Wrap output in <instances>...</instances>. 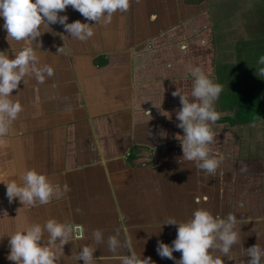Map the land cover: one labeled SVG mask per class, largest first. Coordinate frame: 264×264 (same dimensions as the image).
Wrapping results in <instances>:
<instances>
[{
	"label": "crops",
	"instance_id": "obj_1",
	"mask_svg": "<svg viewBox=\"0 0 264 264\" xmlns=\"http://www.w3.org/2000/svg\"><path fill=\"white\" fill-rule=\"evenodd\" d=\"M203 2L131 0L110 24L93 25L87 41L71 38L59 23L38 38L40 63L53 67L54 75L42 84L26 76L12 93L23 111L0 137V264H14L7 259L8 235L52 218L85 226V240L64 246L62 264H83L74 257L84 244L97 248L95 264H120L109 237L119 241V253L127 254L130 245L153 264H175L156 251L158 241L171 245L177 235L178 225L164 222L186 221L198 207L241 221L242 245L225 264H247L242 247L264 248V119L221 120L235 109H223L220 97L239 82L225 76L234 52ZM60 14L68 23L88 22L71 6ZM3 23L0 17V51L11 57L23 42L8 41ZM194 66L227 85L214 104L221 119L212 125L213 147L223 157L214 177L182 157L181 104L172 92L187 95ZM29 169L53 183L49 204L9 202L5 183L22 184ZM65 184L70 191H63ZM95 230L103 243L92 241ZM173 256L179 260L181 253Z\"/></svg>",
	"mask_w": 264,
	"mask_h": 264
},
{
	"label": "clouds",
	"instance_id": "obj_2",
	"mask_svg": "<svg viewBox=\"0 0 264 264\" xmlns=\"http://www.w3.org/2000/svg\"><path fill=\"white\" fill-rule=\"evenodd\" d=\"M130 5L131 0H0V17L4 20L7 39L23 42L22 48L11 57L0 51V137L8 134L10 126L23 111L22 104L13 99V90L19 88L21 81L25 83L26 76L34 77L37 83L42 84L54 75L53 67L40 63L35 51V48H41L38 38L51 31V25L59 23L71 38L87 41L94 35L93 25L100 22L110 24L114 14L127 12ZM69 6L88 22L78 19L68 23V16L60 13ZM64 51L63 46L57 49L58 53ZM259 63L264 65V56L260 57ZM261 71L264 73V69ZM190 76L187 95L177 88L172 92L174 97H179L181 104L176 118L177 127L183 130L182 157L185 161L196 162L197 169L206 177H214L223 160L214 151L216 137L212 130V125L220 119L221 114L214 104L223 86L214 81L211 73L198 66L191 69ZM160 135L166 137L167 133L161 130ZM22 181V184L15 180L5 183L10 203L16 198L27 206L51 202L56 189L45 174L29 169ZM63 191H70L67 184ZM164 224L178 225L177 235L171 245L158 241L156 251L161 258L175 260V264H225L224 258L233 260V249L242 245L241 221L236 214L215 216L209 209L198 207L186 221L177 222L169 218ZM8 236L10 251L7 259L14 264H62L64 246L86 239L83 224L55 218L48 219L43 225L36 223L20 227ZM91 239L96 244L103 243V233L95 230ZM120 247L115 237H109V251L120 256V264H153L151 257H142V254L132 251L130 245H127V254L119 253ZM96 250L84 244L74 259L82 260L83 264H95ZM241 251L250 258L247 264H264V248L259 244L242 247ZM174 252L181 253L179 260L173 256Z\"/></svg>",
	"mask_w": 264,
	"mask_h": 264
},
{
	"label": "rangeland",
	"instance_id": "obj_3",
	"mask_svg": "<svg viewBox=\"0 0 264 264\" xmlns=\"http://www.w3.org/2000/svg\"><path fill=\"white\" fill-rule=\"evenodd\" d=\"M207 2L216 16L219 38L224 40L228 49L233 50L240 43L243 47L249 46L258 52L259 47H264L263 0H206L203 2L205 6ZM251 60L255 64L258 58L253 57ZM231 70L229 66L224 72L227 75ZM241 79L244 83L252 81L250 74H242ZM226 87L224 85L223 91Z\"/></svg>",
	"mask_w": 264,
	"mask_h": 264
},
{
	"label": "trees",
	"instance_id": "obj_4",
	"mask_svg": "<svg viewBox=\"0 0 264 264\" xmlns=\"http://www.w3.org/2000/svg\"><path fill=\"white\" fill-rule=\"evenodd\" d=\"M259 50H261V55L264 56V47H260ZM252 58L253 56L247 58V60ZM221 104L227 108L235 107L234 115L222 117L223 119L220 118L221 120L250 123L264 119V73L260 81L236 85L235 88L226 90Z\"/></svg>",
	"mask_w": 264,
	"mask_h": 264
},
{
	"label": "flooded vegetation",
	"instance_id": "obj_5",
	"mask_svg": "<svg viewBox=\"0 0 264 264\" xmlns=\"http://www.w3.org/2000/svg\"><path fill=\"white\" fill-rule=\"evenodd\" d=\"M257 43H258V41H257ZM232 52H234L235 60L230 61V63L226 66V68L230 66L232 70L225 76H228V77L233 78V79H237L239 82L238 86L241 84H246L241 79L242 74H250V78L252 79L251 82L260 81L261 77L263 75V73L261 71L263 69V65L259 63V60H257L256 63L254 64L252 60H247L246 58H249L252 56L255 58H260L262 56L261 50H259V52H258L256 49L251 48L249 46L243 47V45L240 43L234 47ZM245 52H246V54L244 55ZM243 55H244V57H243ZM223 95H224V93L220 97V103H221ZM220 105L225 110L235 109V107H228L227 108V107H224L222 104H220ZM226 116H229V115H226ZM260 120H263V119H260ZM257 121H259V120H257ZM234 122H240V121H234ZM250 123H252V122H250Z\"/></svg>",
	"mask_w": 264,
	"mask_h": 264
}]
</instances>
